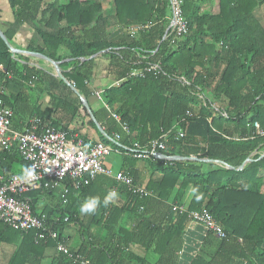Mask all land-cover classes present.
Returning a JSON list of instances; mask_svg holds the SVG:
<instances>
[{"label":"trees","instance_id":"obj_1","mask_svg":"<svg viewBox=\"0 0 264 264\" xmlns=\"http://www.w3.org/2000/svg\"><path fill=\"white\" fill-rule=\"evenodd\" d=\"M8 3L13 12L11 25L26 23L42 39V46H29L28 50L59 62L63 75L86 99L91 95L86 81L91 79L93 63L98 57L107 60V78L121 83L104 89L102 99L110 108H116L120 122L129 127V134L103 107L93 112L106 133H100L102 142L114 148L132 147L135 142L145 144L186 119L184 137L171 136L162 153L220 160L234 168L209 164L211 168L204 170L206 164L198 160H147L152 171L162 173L159 181L146 187L155 195L139 198L121 186L127 202L122 206L101 203L92 218L103 233L91 236V240L72 250L94 264H128L126 259L136 264H178L177 252L184 242L188 215L205 208L223 227L226 237L220 240L207 232L205 240L211 235L218 241L215 252L203 250L202 255L191 257L187 263L234 264L238 260L242 264H264V136L240 141L228 138H244L251 131L248 125L254 122L264 127V25L255 14L264 8V0H184L189 33L178 41L165 38L171 14L167 0H8ZM112 18L119 31L109 30ZM147 23L153 25L136 37L124 33L125 28ZM11 28L5 32L9 41L13 35ZM23 59L29 60L22 55L13 58L0 37V98L12 109V123L17 126L21 120L28 123L39 117L44 124L67 131L69 123L84 113L89 124L97 128L75 94L67 99L61 92H50L45 109L37 105L40 93H45L36 92L39 88L43 90L44 72L22 63ZM150 64H157L159 71L147 72L143 77L129 76L132 70L145 69ZM65 67L70 70L65 71ZM51 79L70 90L63 80ZM11 151L0 153L1 172L15 173L12 162L6 161L9 158L19 165L25 164L17 152L11 157ZM250 156L252 162L240 169ZM131 159L133 166L136 159ZM125 172L135 179L132 170ZM96 179L82 183L79 188L68 185V200L78 191L82 199L80 207ZM189 187H197L198 192L190 194L188 212L175 214L171 204L181 203ZM174 191L173 202L169 204ZM27 196L36 213L47 211L50 222L59 220L55 229L60 236L67 224L65 218L68 223L77 220V203L74 207L63 206L62 199L57 200L52 191L42 189ZM43 197L57 203H52L49 210L46 205L38 210L39 199ZM98 197L103 201V195ZM152 201L160 204L157 211L167 208L168 222L149 221L147 206ZM171 215L177 219L173 226L168 225ZM124 216L133 223L137 220L138 224L131 227L129 221L123 220ZM0 242L16 245L8 264H42L46 250L56 245L54 240L36 242L33 231L14 230L3 222H0ZM131 245L152 250L157 259L150 263L128 251ZM51 264L72 262L67 255L57 253Z\"/></svg>","mask_w":264,"mask_h":264},{"label":"built area","instance_id":"obj_2","mask_svg":"<svg viewBox=\"0 0 264 264\" xmlns=\"http://www.w3.org/2000/svg\"><path fill=\"white\" fill-rule=\"evenodd\" d=\"M167 2L171 14L165 38L170 37L178 41L189 33L188 20L183 9L184 0H167ZM152 25L153 23L130 26L125 28V32L136 37ZM150 71L158 72V65L150 64L145 69L132 70L129 76L143 77ZM120 83L121 81H117L113 85ZM103 91L99 90L95 93L100 100H103ZM12 115V109L4 105L0 98V153L10 151L15 146L22 160L27 164L26 169L32 170L33 176L27 177L25 172L22 175L0 173V222L14 230L33 231L36 242L48 239L58 240L60 234L55 229V225L59 220L54 219L50 222L46 214L36 213L31 199L25 197L27 193L41 189L58 191L59 197L65 200L69 192L68 185L74 184L79 188L82 183L88 184L99 175H105L113 177L124 185L132 195L139 198L152 197L153 192L144 185L136 183L132 175L122 170L114 171L105 164V161L116 153H123L136 160L147 161L160 158V154L167 148L169 138L173 135L176 138H183L188 126L187 120L182 119L157 139L145 144L135 142L132 147L117 145L118 148H114L101 140L89 145L85 144L77 135H72L62 128L44 124L38 117H34L23 130H17L12 127ZM111 115L118 122L121 121L119 114L112 112ZM122 126L125 133L129 134V127L125 123ZM248 126L251 131L244 138H228L240 141L252 140L255 136H264V127L259 122ZM115 140H119L118 135L115 136ZM112 190L117 191V188ZM140 209L143 210L144 207L141 206ZM173 210L179 213L188 212L182 205H174ZM188 216L217 239L222 240L226 237L223 227L207 209L192 211ZM64 221H68V218ZM56 251L67 255L72 264H94L91 259L83 257L76 250L73 251L65 240L58 241Z\"/></svg>","mask_w":264,"mask_h":264},{"label":"crops","instance_id":"obj_3","mask_svg":"<svg viewBox=\"0 0 264 264\" xmlns=\"http://www.w3.org/2000/svg\"><path fill=\"white\" fill-rule=\"evenodd\" d=\"M263 9V8H262ZM257 18L259 19L257 12H255ZM263 19H264V14H263ZM260 20V19H259ZM13 12L12 9H10L8 0H0V28L4 31H8L11 27L13 35L9 43L11 44L12 47L23 50L25 51L24 53H18L15 54V56H12L13 58H19V56H25L29 60H22L21 62L24 64H29L31 66L36 67L37 69L43 71L44 75V83H43V90L39 88V91L36 92H45V93H40V99H37V105L41 106V108L44 110L46 105L50 101V92H61V95H64L65 98L70 99L72 98L68 92H73L72 89L70 90L66 89L64 86L59 84L57 81H54L51 78L57 77L56 76V71L55 68L46 60L39 58L37 56H34L31 53V51L28 50L29 46H33L35 48H39L40 46L43 45L42 39L39 37L38 33L29 26L26 23H21L17 25H11L13 23ZM116 20L111 19L110 25L111 28H109L110 31L115 32L117 30L116 26ZM264 23V22H263ZM264 25V24H263ZM114 28V29H113ZM119 31V29H118ZM124 33L127 35L128 33L124 31ZM219 49L218 45H216V50ZM30 52V53H26ZM38 53V52H36ZM97 57V56H96ZM59 63V62H58ZM60 65V63H59ZM106 67H107V60L103 57H98L96 58L95 62L93 63V68H92V74H91V79L86 81V86L89 88L91 95L89 96V99H87L92 111H98L99 109L105 107L107 109L106 111L109 113L110 116H112V112H115L118 114L116 108H110L108 105L104 103L103 100H100L95 93L99 90H104L109 88L110 86H113L114 81L107 78L106 76ZM61 68V67H60ZM65 71H69L70 67H65ZM64 71V70H63ZM58 78V77H57ZM32 88H36L35 85L31 84ZM34 92V91H33ZM75 94V93H74ZM76 95V94H75ZM38 96L36 93L35 97ZM77 96V95H76ZM80 99V98H79ZM73 100V99H71ZM82 108L83 104H82ZM111 109V110H109ZM61 113H58L57 117H59ZM113 117V116H112ZM34 118V117H33ZM31 118L30 121L33 119ZM39 118V117H38ZM91 118V116H90ZM114 118V117H113ZM92 119V118H91ZM115 119V118H114ZM116 120V119H115ZM29 121V122H30ZM89 118L85 116L84 113H81L80 115H77L73 121L69 123L68 130L70 134L72 135H77L80 139L84 141L85 144H91L94 143L95 141L101 140L100 136V131L98 128H93L89 124ZM117 121V120H116ZM28 122V123H29ZM21 120L18 125L12 123V127L17 130H23L26 127V124ZM121 125L123 123L119 122ZM126 124V123H125ZM127 125V124H126ZM97 127V126H96ZM55 128V127H54ZM123 128V126H122ZM67 130V131H68ZM124 130V128H123ZM125 132V131H124ZM102 134V133H101ZM118 147V146H117ZM18 153L16 147L14 146L13 151H11L10 155L13 157L14 153ZM20 156V154L18 153ZM264 156V153L262 154V157ZM252 158V156H250ZM21 158V156H20ZM22 159V158H21ZM160 159H162L160 157ZM6 160V159H5ZM13 158L7 159L8 162H12V170H15V173H4L1 172L2 174H19L22 175L24 174V170L27 168V164H21L20 163H15L12 161ZM201 161L205 163L206 165L203 167L204 170H208L211 167L209 164H216L219 166H226L221 164L220 162L213 161V159H193V160H183L179 159L178 161ZM220 161V160H219ZM133 160L131 157L124 155L123 153H116L110 157L107 158L105 161V164L113 169L114 171H128L132 170L134 175H135V180L144 185L145 187L148 186L150 182H157L161 179L162 173L159 171H152L149 168V164L147 163L148 161L146 160H134V164L132 166ZM247 164V163H246ZM245 164V165H246ZM244 165V166H245ZM227 167V166H226ZM71 185V184H70ZM124 185L120 184L117 180H115L113 177L105 176V175H99L97 179L95 180L94 184L90 188L87 197L88 196H94V194H98V196H105L109 191H112L113 188H117V193H118V198L112 202L117 205H124L127 202V196L126 193L123 192L121 189ZM264 190V186L262 187ZM39 191V190H37ZM49 191V190H45ZM152 191V190H151ZM36 192V191H35ZM50 192V191H49ZM154 194V191H152ZM34 193V192H32ZM70 191L68 192V194ZM176 191H174L168 201L169 204L173 202V197L175 195ZM30 194V193H27ZM27 194L25 197H28ZM67 194V195H68ZM190 194H191V189L190 187L187 189L185 192L184 198L182 199L181 203H172L171 206L173 207L174 205H182L187 209V202H189L190 199ZM53 195L57 200H61V197H59V192L58 191H53ZM155 195V194H154ZM85 196V199L87 198ZM153 197V196H152ZM29 198V197H28ZM149 198V197H148ZM31 199V198H30ZM77 199V201H76ZM63 206H73L77 203L78 208H77V214H76V221H72L68 223L69 221H64L67 222L64 230H63V236H60L58 240H54L56 242L55 247L49 248L46 250L45 257L43 259L42 264H51L52 257L53 255H56V247L58 244V241L65 240L67 241V244L70 246V248L77 249L81 245V243L85 240H91V236H98L101 233H103L102 229L99 226H96L95 222L93 221V215H87V214H81L79 212V205L82 202L81 196H79V192L77 191L75 194H73L69 200L66 197L65 200H61ZM153 202V201H152ZM151 202V203H152ZM52 203H57V201L51 202L50 198L43 197L39 199V205L37 209H40L41 205H46L47 209L49 210L51 208ZM160 204L153 202L151 205L147 206V218L149 221H155L158 223L159 219H163V221L168 222V216H167V208L162 209L160 208L159 211L156 210ZM38 209V210H39ZM46 209V210H47ZM43 214H48L47 211H42ZM174 213H179L175 212ZM185 213V212H184ZM184 213H179V214H184ZM165 215V216H163ZM172 219L170 220V223L168 225L173 226L177 224V219L174 217V215H171ZM180 216V215H179ZM56 219V218H55ZM124 221H129L131 224V227H135L138 224V221L135 220L134 223L131 220H127L126 216L123 217ZM128 223V224H129ZM184 242L181 247V249L177 252L178 255V264H189L187 263L191 257H196L197 255H202L203 250L205 252L212 254L216 250V246L218 244L217 239L209 235L210 237L205 240L206 236L208 235L204 227L197 222L192 221L190 218L189 220L186 221L185 228H184ZM48 240H53V239H48ZM47 240V241H48ZM46 242V241H42ZM16 245L15 243H3L0 242V264H8L10 258L13 255V252L15 251ZM128 251H131L132 253H135L137 256L142 257V258H147L150 263L154 262L157 259V256L152 250L147 251L143 247L139 245H131ZM210 254L207 255V258H209ZM126 262L128 264H136L134 260H129L126 259ZM234 264H242L241 261L235 260Z\"/></svg>","mask_w":264,"mask_h":264},{"label":"water","instance_id":"obj_4","mask_svg":"<svg viewBox=\"0 0 264 264\" xmlns=\"http://www.w3.org/2000/svg\"><path fill=\"white\" fill-rule=\"evenodd\" d=\"M0 37L3 39V41L7 44L8 48L10 49L11 53H12V56H15V54H18V53H24L25 51L23 50H19V49H16L14 47L11 46V44L9 43L4 31L0 28ZM26 53H30V52H26ZM30 54L34 55V56H37L39 58H42L44 60H46L47 62H49L54 68H55V71H56V76L63 80V82L69 86L72 91L80 98V101L82 102L83 104V107L87 110V112L89 113V115L91 116V118L94 120L98 130L103 134V135H106L103 127L96 121L95 117H94V113L87 101V99L82 96L80 94V92L76 89V87L74 86V84L72 82H70L64 75H63V71L62 69L60 68V65L58 62L52 60L51 58H49L48 56L44 55V54H40V53H36V52H31ZM160 157L163 158V159H167V160H170V161H173V160H179V159H183V160H193V159H197L195 157H182V156H167L165 154H160ZM252 158L249 157L245 160V162L242 164V166L240 167V169H242L244 167V165L246 163H249V162H252ZM213 161H216V162H220L221 164L223 165H226L227 168L229 169H234L232 166H229L228 164H226L225 162L223 161H219V160H213Z\"/></svg>","mask_w":264,"mask_h":264},{"label":"clouds","instance_id":"obj_5","mask_svg":"<svg viewBox=\"0 0 264 264\" xmlns=\"http://www.w3.org/2000/svg\"><path fill=\"white\" fill-rule=\"evenodd\" d=\"M163 154V153H161ZM163 159V158H162ZM25 175L27 177H32L33 176V172L30 169H25ZM198 192V188L197 187H193L191 188V193H197ZM118 198V193L115 190L109 191L103 198V201H101L100 197L98 196H91L88 197L84 200V202L81 204L80 208H79V212L81 214H87V215H92L96 212L97 207L103 203L104 206L109 205L110 203L114 202L116 199ZM197 199H200V196L197 195L196 196Z\"/></svg>","mask_w":264,"mask_h":264},{"label":"rangeland","instance_id":"obj_6","mask_svg":"<svg viewBox=\"0 0 264 264\" xmlns=\"http://www.w3.org/2000/svg\"><path fill=\"white\" fill-rule=\"evenodd\" d=\"M256 12H257V15H258L260 21L263 23V22H264V19H263L264 8H263V9H259V10H257ZM263 24H264V23H263ZM113 29H114V28H113ZM111 32H112V31H111ZM68 93H69V95H70L71 97L74 98V92H68ZM72 94H73V95H72Z\"/></svg>","mask_w":264,"mask_h":264}]
</instances>
